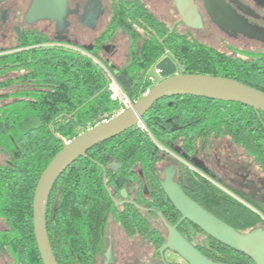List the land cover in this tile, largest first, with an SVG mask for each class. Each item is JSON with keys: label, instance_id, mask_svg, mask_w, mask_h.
Segmentation results:
<instances>
[{"label": "trees", "instance_id": "obj_1", "mask_svg": "<svg viewBox=\"0 0 264 264\" xmlns=\"http://www.w3.org/2000/svg\"><path fill=\"white\" fill-rule=\"evenodd\" d=\"M118 31L129 41V59L119 67V74L128 83L129 91L120 84L132 102L153 85L148 71L165 51L172 54L179 72L223 76L264 91L263 57L232 56L169 32L141 0H111L97 43ZM52 40L59 41L32 31L28 49L0 55V75L20 63L15 75L0 79V151L6 157L0 162V224L6 231L0 239L5 238L7 249L14 250L16 264H43L34 235L32 203L40 174L62 147L54 133L69 140L121 109L102 67L93 59H98V52L64 41L61 46L41 45ZM187 134L228 135L243 158H250L264 175V111L187 94L161 98L138 124L94 145L56 180L46 208V225L59 264H95L109 214L129 236L138 231L145 242L159 249L166 237L161 217L152 222L118 212L105 185L107 169L111 165L137 167L149 190L156 193L155 208L173 225L181 214L155 180L154 170L159 146L180 148L188 142ZM183 183L189 198L237 231L264 228V212L256 204L247 206L240 192L199 175L187 174ZM176 229L214 262L255 264L244 252L224 245L189 221H181Z\"/></svg>", "mask_w": 264, "mask_h": 264}, {"label": "flooded vegetation", "instance_id": "obj_2", "mask_svg": "<svg viewBox=\"0 0 264 264\" xmlns=\"http://www.w3.org/2000/svg\"><path fill=\"white\" fill-rule=\"evenodd\" d=\"M32 1L0 0V55L28 49L29 44L27 42L30 40L31 32L35 31L41 38L50 37L59 40L41 43L44 46H61L63 44L62 41H64L86 47L88 51H97L98 59L105 61L107 68L115 76L114 70L119 71V67L114 66L115 64L111 58L116 54V47L114 44H107L112 38L102 40L101 44L97 43V38L100 37L106 25L99 28L98 32L97 26L102 15L109 16L111 0H109L110 9L108 13L104 0H67V11L64 21L61 20L60 23L57 20L51 21L48 18L42 17L34 21L31 20L28 10L32 5ZM141 1L165 26H168L169 32L173 31L185 36L188 40H194L202 45L212 47L219 52H225L232 56H235L237 52L249 56L244 57L246 59L254 57L264 58V50L255 51L250 46L247 48L249 50H243L238 47L246 41H251L250 45L255 46L256 44L258 48L264 46V0H193L198 16V23L194 25L186 24L180 18L173 0ZM160 6H162V17L156 11L157 8L160 9ZM166 13L167 16L165 15ZM71 14L74 15L76 23L82 26V28L93 32L89 42L82 43L77 39L78 34L71 33L70 26L72 22L68 18V15ZM11 15L13 16L11 17ZM40 22H46V24L43 23L41 27H38V23ZM51 24H55L54 31L52 32L49 31ZM227 39H231L232 42H229ZM128 48L129 41L127 47L129 59ZM166 55L167 53L165 52L163 57ZM169 55L172 56L170 53ZM19 64V62H16L13 66H9V70L2 73L0 79L1 77L5 78L15 75L16 70L20 67ZM110 65H113V68ZM184 139H187L188 142L182 144L180 148L175 144H171L169 149L159 146L154 178L158 183L160 182L163 193L165 191L162 183L167 181L169 184L181 189L188 196L183 181L187 174H192L202 176L214 185L222 188V184H225L229 188L246 195L251 201H248L246 204L249 207H251L249 203H257L264 207V180L260 176H257L256 179L251 177L249 166L254 165L250 158H243V160L238 162L239 167L243 169V171L240 170L242 171L240 173L233 171L229 174L222 170L224 165L220 163L217 147L214 145H217L219 140L226 139L228 143L233 144L235 149L237 148L238 150V147L231 141L228 135L187 134L184 136ZM209 144H211L210 153L208 150ZM215 148L216 151H214ZM0 154L3 155L0 162H3L6 158L5 154L2 151H0ZM247 165L248 168L245 169ZM145 180L147 181L140 174L137 167L111 165L107 169V183L105 185L111 199L114 196L118 201L115 202L112 199L116 203V210L118 212H125L136 220L146 217L148 221L158 222L160 214L157 213V209L154 206L157 203L154 197L156 193L149 190L150 186ZM145 196H147V199L144 198ZM151 211L154 214L149 215L148 213ZM113 222L117 226L116 229L112 226ZM4 230L0 224V237L1 234L6 232ZM164 232L167 235L166 228ZM120 235L124 237L125 241L119 239ZM1 242L0 264H16L18 257L14 250L7 249L5 238L0 239ZM127 242L130 243V250ZM143 246L150 248L149 252L144 253L145 251L143 252L142 250ZM167 250L175 255L176 259L179 257L175 251L171 249ZM167 250H164L163 257ZM138 254L149 257L147 264H163L159 249L155 250L153 245L145 242L138 231H135L133 236H129L124 227L109 214L103 231L102 252L97 256L95 264H98V262L100 264H107V260H109V264H143ZM165 261L175 262L166 259ZM17 263L22 264L21 261Z\"/></svg>", "mask_w": 264, "mask_h": 264}, {"label": "water", "instance_id": "obj_3", "mask_svg": "<svg viewBox=\"0 0 264 264\" xmlns=\"http://www.w3.org/2000/svg\"><path fill=\"white\" fill-rule=\"evenodd\" d=\"M180 18L189 25L198 23L196 6L193 0H173ZM67 0H33L28 10L31 20L48 18L51 21H64L67 11ZM159 59L155 64L161 79L154 83L140 98L130 106L119 110L110 117L82 131L69 140H64L58 134L55 137L61 140L62 147L51 158L40 174L33 196V229L37 248L43 264H59L47 232L46 208L53 186L62 172L78 157L84 156L86 151L94 145L113 138L125 130L138 124L143 115L159 99L174 95H194L209 99L239 102L264 111V91L223 76H214L200 73H182L178 71L176 61L169 55ZM113 68V65H110ZM118 81L129 91L126 79L114 70ZM108 82V77L105 74ZM97 94L90 98L93 99ZM167 182V181H166ZM163 182L162 186L173 206L181 217L171 225L157 213L167 230L164 243L159 247L163 264H176L165 261L164 250L175 251L189 264H219L202 255L178 232L177 226L182 220H188L202 231L223 243L224 245L244 252L253 259L255 264H264V228L257 227L242 233L214 216L194 200L186 196L175 185ZM249 202L248 197L242 194ZM112 199L118 202L114 196ZM262 211L263 206L255 203ZM264 212V211H263ZM109 264V260H107Z\"/></svg>", "mask_w": 264, "mask_h": 264}, {"label": "rangeland", "instance_id": "obj_4", "mask_svg": "<svg viewBox=\"0 0 264 264\" xmlns=\"http://www.w3.org/2000/svg\"><path fill=\"white\" fill-rule=\"evenodd\" d=\"M104 4L106 6V10L108 13V11L110 9L109 0H104ZM161 9H162V6H160V9H158V8L156 9V11L160 17H162V15H163L161 13ZM165 15L167 16V13ZM12 16L13 15H11V17ZM68 18L72 22V25L70 26L71 33L78 34L77 39H79L80 42H82V43L89 42L92 38L93 32L91 30L82 28V26H80L78 23H76L74 15H72V14L68 15ZM107 18H108L107 15H105V14L102 15L101 19L99 20L98 26H97V29H98L97 32L100 30L99 28H102L104 25H106ZM43 23L46 24V22H40V23H38V27H41V24H43ZM54 27H55V24H51V26H49V31L50 32L54 31ZM78 30H79V32L77 33ZM48 35H50V33H48ZM227 40L229 42H232L231 39H227ZM251 43H252L251 41H246L245 43H241V45H239L238 47L243 49V50L244 49L249 50V49H247L249 46L252 47L255 51H258L260 49L264 50V46L261 48H258V46H256V44H255V46H251L250 45ZM107 44L108 45H112V44L115 45V47H116L115 53L116 54L111 59H112V62L115 64L114 65L115 67H120L128 59V56H127V47H128L127 37L125 36V34L123 32L118 31L112 37V39L107 42ZM235 54L236 55H242L243 57H249L245 54H241V53H237V52ZM104 63L107 64L105 61H103V65H104ZM148 72H149V74H152L155 76V78H156L155 83L160 80L161 77L159 74L155 73L154 67H151ZM214 146L217 147L218 157L220 159V163L222 165H224V168L222 170H224L225 173L228 172L230 174L233 171H237L240 173L243 171V169H241L239 167V163H238L241 160H243V155H241V153L239 152V149L238 150H237V148L235 149V146L233 144L228 143V141H226V139L219 140L217 142V145H214ZM210 147H211V144H209V149H208L209 153L211 150ZM214 151H216V148L214 149ZM1 158H3L2 154H0V159ZM246 168H248V165L245 167V169ZM237 169H239V170H237ZM249 169H250L251 177L256 179L257 176H260L261 179L264 180V175H262L260 170H258L255 166H249ZM240 170H242V171H240ZM263 211H264V209H263ZM112 226L115 227V229L117 227L114 222L112 223ZM119 239L122 241H125V239L122 235H120ZM127 244L129 246V250H130V245H129L130 243L127 242ZM149 249L150 248L144 247V246L142 248L143 252L145 251L144 253L149 252ZM138 252L140 253V251H138ZM138 255H139L138 257H139L140 261L143 264H147L149 257H147L145 255H140V254H138ZM164 257L166 260L176 261L175 255H173L169 250L165 251ZM98 264H100V262H98Z\"/></svg>", "mask_w": 264, "mask_h": 264}, {"label": "built area", "instance_id": "obj_5", "mask_svg": "<svg viewBox=\"0 0 264 264\" xmlns=\"http://www.w3.org/2000/svg\"><path fill=\"white\" fill-rule=\"evenodd\" d=\"M96 62L99 63V65L102 67L104 73L108 76V86L111 90V93H112V96L114 98H117L120 102V105H121V109H124L128 106H130L133 102L129 99V97L127 96V94L125 93V91L123 90L120 82L118 81L117 77L114 76L110 71L109 69L107 68V66L103 65V63L99 62L98 59L96 58H93ZM154 69H155V73L159 74V70L156 69V67L154 66ZM148 80L154 84L155 81H156V78L154 75L152 74H149L148 75ZM149 89V88H148ZM146 89L144 91V93L148 90ZM143 93V94H144ZM176 264H189L187 261H185L182 257H177L176 261L174 262Z\"/></svg>", "mask_w": 264, "mask_h": 264}]
</instances>
